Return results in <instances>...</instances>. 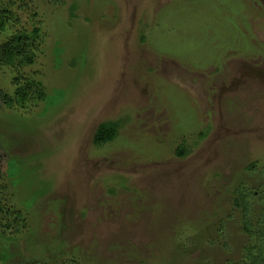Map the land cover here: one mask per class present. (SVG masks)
I'll return each instance as SVG.
<instances>
[{
  "label": "rangeland",
  "instance_id": "374dc122",
  "mask_svg": "<svg viewBox=\"0 0 264 264\" xmlns=\"http://www.w3.org/2000/svg\"><path fill=\"white\" fill-rule=\"evenodd\" d=\"M44 9L47 98L0 104V264L239 262L251 240L234 190L255 192L249 222L264 218V0ZM10 78L0 68L9 94Z\"/></svg>",
  "mask_w": 264,
  "mask_h": 264
},
{
  "label": "trees",
  "instance_id": "16d2710c",
  "mask_svg": "<svg viewBox=\"0 0 264 264\" xmlns=\"http://www.w3.org/2000/svg\"><path fill=\"white\" fill-rule=\"evenodd\" d=\"M37 1L39 0H0V68H7L11 72L10 85L13 88L11 94L9 91L6 93V90H0V104L2 103L6 107L31 110L47 98L45 86L39 80V69L41 68L38 66L42 62L40 58H45L43 49L46 38V33L42 30L40 12H45L46 6L56 5L59 2L66 3L67 0H41L45 7L38 5L39 11L32 7ZM50 1L52 3H49ZM54 1L55 3H53ZM75 5L74 1L69 2L71 9ZM21 15L29 16V18L26 17L28 22H23ZM60 42L61 40L57 41L56 44ZM53 53V62H59L58 59L64 54V50L53 48ZM76 64L77 61L73 60L70 66L74 67ZM34 101L37 102L34 103ZM122 124L123 120L101 123L94 135V145L100 147L113 142L118 137ZM189 154L190 149L184 144H180L176 149V155L180 158L187 157ZM6 157L5 153L4 155L0 153V175L3 174V164ZM252 166L249 169H252ZM234 193L233 204L242 212L244 221L242 229L251 241H248L242 249L240 261L230 262V264H264V218L257 224L249 222V218H246L250 213V202L257 198L255 192L245 193L241 187H238ZM260 195L258 194V199H260ZM3 211L4 209L1 207L0 214ZM9 216L15 215L10 213ZM9 256L5 252V259ZM143 261L141 259L140 263ZM173 263L175 262L173 261ZM30 264L52 263L33 259ZM165 264L171 263L165 262Z\"/></svg>",
  "mask_w": 264,
  "mask_h": 264
}]
</instances>
